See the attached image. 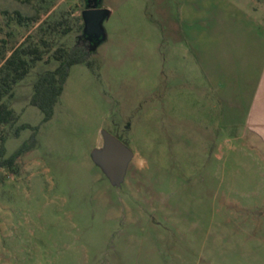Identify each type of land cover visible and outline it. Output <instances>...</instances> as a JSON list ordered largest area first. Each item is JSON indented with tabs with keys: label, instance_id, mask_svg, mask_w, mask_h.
<instances>
[{
	"label": "rangeland",
	"instance_id": "obj_1",
	"mask_svg": "<svg viewBox=\"0 0 264 264\" xmlns=\"http://www.w3.org/2000/svg\"><path fill=\"white\" fill-rule=\"evenodd\" d=\"M202 1L188 12L184 0H100L113 10L88 50L86 0H0V65L16 48L40 55L2 99L17 118L0 125V160L27 147L0 164V264H264V152L234 139L240 124H216L214 78L199 64L249 90L259 64L245 43L264 0ZM75 43L88 62L71 66L43 121L33 84ZM102 130L133 153L119 186L92 154Z\"/></svg>",
	"mask_w": 264,
	"mask_h": 264
},
{
	"label": "crops",
	"instance_id": "obj_2",
	"mask_svg": "<svg viewBox=\"0 0 264 264\" xmlns=\"http://www.w3.org/2000/svg\"><path fill=\"white\" fill-rule=\"evenodd\" d=\"M256 3L259 5L260 1H254L253 7L255 10L261 7L264 9L263 6L257 7ZM103 4L106 6V0H103ZM199 4H201V0H184L185 10H188V12L198 9L196 7H199ZM202 4L204 6L201 7L204 9L206 7L205 0L202 1ZM106 8L110 9L111 12L113 10L111 5H107ZM217 28V26L216 28L213 26L210 33L212 35H217L219 32ZM203 33L204 28L199 27L200 36L203 35ZM250 36L251 38L246 39L245 43L248 56L247 64L249 66H254L256 63L259 64V72L256 75L257 77H255V83L246 92L244 91V87H231L230 89L227 85L228 81L224 80L226 74L224 75L223 72H219L215 64L213 67L210 66V70L208 69L209 65L206 64V61L203 63V60L199 59V64L205 78L208 76H211V80L214 78V81H211V86H213V91L217 96L216 108L218 107L219 113V119L216 124L218 123L225 126L240 124L245 132L239 136L235 135L234 139L245 141L246 144L244 146L247 150L250 147L252 152H254L257 144L264 152V24H259L258 22L251 23ZM231 41V44L238 42V40L235 39H232ZM188 43L190 45L199 44L196 38L192 36L188 39ZM248 81L249 80H247V83ZM239 109H241V111ZM222 139L225 142L228 141L227 137ZM223 147L224 145L221 144L220 149L222 150ZM226 147L230 149L235 148L234 146H229L227 144ZM260 169L264 173V166H261Z\"/></svg>",
	"mask_w": 264,
	"mask_h": 264
},
{
	"label": "trees",
	"instance_id": "obj_3",
	"mask_svg": "<svg viewBox=\"0 0 264 264\" xmlns=\"http://www.w3.org/2000/svg\"><path fill=\"white\" fill-rule=\"evenodd\" d=\"M34 52L35 54L30 58L26 57ZM55 54L58 60L57 66L52 70H44L38 74L30 97V103L42 111L43 121H47L52 117L54 104L63 91L71 66L87 63L89 52L83 45L75 43L68 49L56 48ZM39 59L40 55L35 47L16 48L0 65V125L11 123L17 118L14 110L2 101L3 97L12 95L13 85L21 80ZM27 127H30L27 123L18 125L15 128V134L19 135V132ZM34 129L36 130L37 127H34ZM5 141V136L0 134V157H3L6 152ZM26 147V144L19 146L8 157L2 158L0 164L11 169L16 158Z\"/></svg>",
	"mask_w": 264,
	"mask_h": 264
},
{
	"label": "water",
	"instance_id": "obj_4",
	"mask_svg": "<svg viewBox=\"0 0 264 264\" xmlns=\"http://www.w3.org/2000/svg\"><path fill=\"white\" fill-rule=\"evenodd\" d=\"M110 14V9L100 6V0H94L93 4L86 0V6L81 12L83 30L80 37L88 41V50H95L97 45L106 39L103 23ZM101 134L103 146L92 153L93 157L111 184L119 186L124 180L133 153L124 142L110 132L102 130Z\"/></svg>",
	"mask_w": 264,
	"mask_h": 264
},
{
	"label": "flooded vegetation",
	"instance_id": "obj_5",
	"mask_svg": "<svg viewBox=\"0 0 264 264\" xmlns=\"http://www.w3.org/2000/svg\"><path fill=\"white\" fill-rule=\"evenodd\" d=\"M89 3H90V4H93V3H94V0H89Z\"/></svg>",
	"mask_w": 264,
	"mask_h": 264
}]
</instances>
